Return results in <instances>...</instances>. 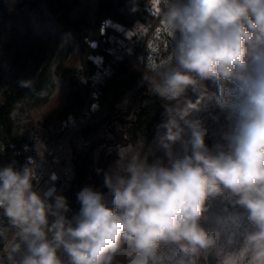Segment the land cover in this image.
Instances as JSON below:
<instances>
[{
    "label": "clouds",
    "instance_id": "obj_1",
    "mask_svg": "<svg viewBox=\"0 0 264 264\" xmlns=\"http://www.w3.org/2000/svg\"><path fill=\"white\" fill-rule=\"evenodd\" d=\"M157 18L164 39L147 46L144 80L166 101L163 156L142 155V140L120 146L109 194L84 187L71 217L64 196L34 184L33 158L0 168V264H198L218 243L201 221L221 196L251 227L218 264H264V0H159ZM210 102L230 121L211 148L191 118Z\"/></svg>",
    "mask_w": 264,
    "mask_h": 264
},
{
    "label": "trees",
    "instance_id": "obj_2",
    "mask_svg": "<svg viewBox=\"0 0 264 264\" xmlns=\"http://www.w3.org/2000/svg\"><path fill=\"white\" fill-rule=\"evenodd\" d=\"M152 1L0 0V168L15 163L21 169L33 158L34 184L42 193L64 196L69 217L79 211L77 194L84 187L109 194L105 173L115 168L120 146L142 140V155L150 154V161L163 156L159 138L168 120L166 101L149 91L146 68L133 57L116 66L99 92L97 108L84 115L95 58L106 55L111 37L121 36L109 23L142 27ZM77 51L80 67L71 65ZM206 83L216 92L215 84ZM60 90L62 105L51 110ZM191 118L202 120L210 148L223 142L230 121L214 102ZM38 142L45 148L42 160ZM201 223L218 234V243L198 264H218L222 253L238 249L251 227L246 210L223 196L207 202ZM60 255L67 261L65 253Z\"/></svg>",
    "mask_w": 264,
    "mask_h": 264
},
{
    "label": "built area",
    "instance_id": "obj_3",
    "mask_svg": "<svg viewBox=\"0 0 264 264\" xmlns=\"http://www.w3.org/2000/svg\"><path fill=\"white\" fill-rule=\"evenodd\" d=\"M158 12L159 0H153L147 9L149 20L140 27L147 32L144 39L138 37V31L140 28L133 31L120 26L115 22L110 23L113 28L115 26L122 27L125 31L129 32V34L125 35L120 33L121 36L112 42L111 46L106 51V55L99 57V61L96 62V71L89 79L92 85V90L89 96V108L84 111V115L90 114L97 108L99 92L113 76L116 71V66L120 62L133 57L139 65L146 68L147 62L152 59L148 47L155 52L156 48L162 46L160 41L164 39V36L161 32L160 22L157 18Z\"/></svg>",
    "mask_w": 264,
    "mask_h": 264
},
{
    "label": "rangeland",
    "instance_id": "obj_4",
    "mask_svg": "<svg viewBox=\"0 0 264 264\" xmlns=\"http://www.w3.org/2000/svg\"><path fill=\"white\" fill-rule=\"evenodd\" d=\"M109 25H110V23H109ZM114 29H117L119 31V33H122V34H125V35L129 34V32L125 31L122 27L115 26ZM128 29H131V28H128ZM138 29L139 28H132L131 30L136 31ZM117 38L118 37H111V39H110L111 44ZM80 56H81L80 52L77 51V54L74 57V59L72 60V64L71 65H77L78 67H80L79 66L80 65V58H81ZM98 61H99V57L95 58V62H98ZM63 96H64V92L62 90H60L59 93H57V95L53 99V102H52V104L50 106L51 110H55V109L59 108L62 105Z\"/></svg>",
    "mask_w": 264,
    "mask_h": 264
},
{
    "label": "water",
    "instance_id": "obj_5",
    "mask_svg": "<svg viewBox=\"0 0 264 264\" xmlns=\"http://www.w3.org/2000/svg\"><path fill=\"white\" fill-rule=\"evenodd\" d=\"M103 27H105V24L103 25ZM91 47H92V49H96V47H97V42H93V43L91 44Z\"/></svg>",
    "mask_w": 264,
    "mask_h": 264
}]
</instances>
